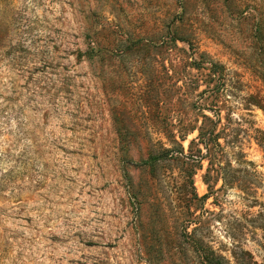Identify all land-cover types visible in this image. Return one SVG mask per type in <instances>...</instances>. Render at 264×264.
<instances>
[{"label": "rangeland", "instance_id": "1", "mask_svg": "<svg viewBox=\"0 0 264 264\" xmlns=\"http://www.w3.org/2000/svg\"><path fill=\"white\" fill-rule=\"evenodd\" d=\"M173 26L224 67L220 122L254 177L222 187L204 160L131 164L170 144L203 87L185 90L203 70ZM86 39L100 56L77 60ZM255 128L264 0H0V264H203L204 246L236 264L234 243L264 264Z\"/></svg>", "mask_w": 264, "mask_h": 264}, {"label": "trees", "instance_id": "2", "mask_svg": "<svg viewBox=\"0 0 264 264\" xmlns=\"http://www.w3.org/2000/svg\"><path fill=\"white\" fill-rule=\"evenodd\" d=\"M170 34L174 47L178 40L187 45L190 55L197 53V59L191 57L188 66L195 70H203L196 76L187 77L186 92L193 93L199 87L200 82L203 87L186 103L188 111L185 112V117L178 118L175 124H171L172 129L165 133L170 144L168 146L161 144L158 149L149 150L145 158L131 162V164L152 168L156 163L170 159L191 164L192 167L196 165L201 167V161L204 160L206 167L202 176L203 180L206 182L211 177L210 172H214L216 180L221 181L222 187L230 186L234 182L239 183L241 172H243L242 176L254 177L253 170L246 168V166H251V162L244 159L240 151H235L233 148L228 150L230 146L226 134L227 128L220 122L219 107L224 104L220 100L221 91L224 90L225 85L224 67L218 62L207 60L203 53H198L186 36H178L174 26ZM129 46L134 47L135 44ZM99 56L100 46L93 47L88 39H86L85 48L75 52L77 60L82 57L92 59ZM254 131L255 139L259 144L264 145V132L257 128ZM193 132H195L194 136L188 139L186 149H184L182 141ZM229 157H233L232 160ZM232 162L240 167L233 166ZM241 165L245 167L241 168ZM243 189L245 193L249 191L248 188ZM259 227H264V224ZM229 238H235L234 234L229 235ZM229 253L236 264H254L251 253L239 244L234 243ZM200 257L203 264H228L223 255L214 252L208 246L202 248Z\"/></svg>", "mask_w": 264, "mask_h": 264}]
</instances>
